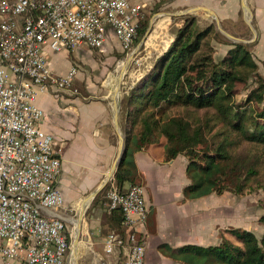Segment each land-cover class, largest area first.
<instances>
[{
	"label": "built area",
	"instance_id": "built-area-1",
	"mask_svg": "<svg viewBox=\"0 0 264 264\" xmlns=\"http://www.w3.org/2000/svg\"><path fill=\"white\" fill-rule=\"evenodd\" d=\"M144 9L133 0H0V260L69 264L65 219L43 214L65 206L57 185L63 156L42 128L47 116L37 99L72 90L78 69L56 75L49 54L82 47L106 53L112 32L128 56ZM107 198L106 211H120L124 233L108 235L105 253L128 249L126 264H146L144 187H112Z\"/></svg>",
	"mask_w": 264,
	"mask_h": 264
},
{
	"label": "trees",
	"instance_id": "trees-1",
	"mask_svg": "<svg viewBox=\"0 0 264 264\" xmlns=\"http://www.w3.org/2000/svg\"><path fill=\"white\" fill-rule=\"evenodd\" d=\"M148 26V18L140 22L134 47ZM216 44L230 49L219 57ZM253 46L230 42L214 25L201 27L195 16L187 18L169 50L123 98L126 136L112 183L117 190L143 185L137 152L163 149L165 163L179 156L187 159L185 200L225 192L240 196L254 189L253 184L264 191L263 163L253 151L247 152V148H264V77ZM237 84H244L248 92L242 105L237 103ZM257 106H262L261 112ZM179 109L185 115H173ZM121 222L122 214L116 210L104 225L122 234ZM219 239L216 246L174 249L163 244L159 251L179 264H264V235L259 240L251 231L231 228L221 229Z\"/></svg>",
	"mask_w": 264,
	"mask_h": 264
},
{
	"label": "rangeland",
	"instance_id": "rangeland-1",
	"mask_svg": "<svg viewBox=\"0 0 264 264\" xmlns=\"http://www.w3.org/2000/svg\"><path fill=\"white\" fill-rule=\"evenodd\" d=\"M133 2L145 5L143 20L148 18L149 26L152 25L149 38L140 52L133 57V60L129 64L127 61L131 53L127 56L122 49L117 50L114 47L110 48L106 53L95 49L92 50L88 47H82L84 49L79 48L80 50L77 49L65 53L68 55V69L65 74L68 73L71 67H77L78 75L72 90L66 92L55 91L53 93L54 95L56 94L60 97L70 99L80 98L87 102H105L113 106L115 95L110 90L116 85L118 78H120L126 66V71L121 81H119L123 101V98L129 93V90L135 87L138 82L150 73L157 60L167 51L175 35L183 28L187 18L191 16H195L201 27L214 25L225 39L234 42L222 33L213 16L207 11L195 10L187 16L177 18L168 16V14L186 12L190 9L206 8L207 4L203 0H133ZM244 2L248 8L246 12L242 8V0H236L232 15L235 18L233 21L229 18L222 19L219 14L213 12L217 15L221 29L225 33L235 39H239L241 42L238 43L254 44L251 51L255 61L259 65V72L264 77V18L260 19L259 17L257 19L255 10L248 5V0H244ZM238 12H240V18ZM246 20H250L255 33L247 24ZM136 47L137 45L135 49ZM215 48L217 56L219 57L226 55L230 49V47L221 44H216ZM74 90H78V93H73ZM235 91L237 103L242 105L245 103L248 95L244 84H237ZM257 109L261 112L262 106H257ZM172 113L173 115H179L181 113L185 115V112L180 109ZM201 115L205 116L204 113H201ZM123 125L120 117V133L125 141L126 132L123 129ZM114 134L113 143L118 150L120 149L121 141L117 131ZM86 140L84 139L85 146L90 148L94 142L92 140L89 145ZM96 147L103 149L104 146L97 145ZM248 150L253 151V155L262 161L261 182H264V148H247V152L251 154ZM109 168L110 166L107 168V171L103 168L104 175L101 178H96L95 182L88 183L87 185L83 184V179L77 180L72 173L68 177L70 184L68 191L65 193V207L61 209L60 217L65 219L69 231L71 244L69 264H90V259L93 255L90 238L93 237L97 225V217L95 216L100 214L99 212H102L103 209L105 211V205L108 201L107 193L111 188V181L91 201L92 204L90 203L91 205L88 206L81 218L80 214L90 195L106 180V174L108 175ZM85 170L83 166L79 176H83ZM184 172L185 170L182 171V177L179 179L184 183H188L184 177ZM253 186L254 189L247 191L244 195L235 196L229 192H225L221 196L212 195L195 202L197 206H193L190 212L194 229L196 224H199L200 229L199 231L197 230L198 238L201 239L199 244L203 246L217 244L219 243V231L221 229L227 230L231 228H242L251 231L259 240L262 239L264 235V222L261 220L264 217V191L260 185L253 184ZM80 219L81 224L77 229V224ZM193 231H196V229ZM195 234L193 233V235ZM94 251L97 253L98 250L94 248Z\"/></svg>",
	"mask_w": 264,
	"mask_h": 264
},
{
	"label": "crops",
	"instance_id": "crops-1",
	"mask_svg": "<svg viewBox=\"0 0 264 264\" xmlns=\"http://www.w3.org/2000/svg\"><path fill=\"white\" fill-rule=\"evenodd\" d=\"M203 1L207 4L206 9L216 12L222 19L229 18L231 21L235 19L232 15L236 0ZM248 3L255 10L256 18L260 17V19H263L264 0H248ZM238 15L240 18V12H238ZM113 47L121 50L118 39L111 32L108 49L110 50ZM67 56L65 53L49 54L50 65L56 75H66L65 73L68 69ZM116 85L110 90L111 93L114 92V95ZM54 92L50 90L48 93L40 94L37 103L47 116L46 121L42 124V128L55 137L56 148L62 151V170L57 185L65 198V193L68 191L70 184V180H68L70 173L77 180L83 179V184L87 185L88 183L95 182L96 178H101L105 173L103 168L107 171V168L110 166L108 175L106 174V179H108L120 149L117 150L113 143L114 132L116 131L114 105L112 106L105 102H87L80 98H63L59 95H54ZM121 113L122 108L119 121ZM84 139H87L86 142L89 145L93 140L94 143L90 148L85 146ZM97 145H103L104 147L103 149H99L96 147ZM135 162L139 174L142 176L143 185L141 186L145 189V200L149 210L147 222L141 228V235L147 243L146 264H179L165 257L159 251V247L163 244L169 245L174 249L185 245L203 246L199 244L201 240L198 238L197 232L200 229L199 224H196V231H193L195 229L190 212L193 206H197L195 202L198 200H185L183 195L184 188L189 184L186 177L187 159L179 156L175 160L165 163L163 149H154L137 152L135 154ZM83 166L86 170L83 176H79ZM184 170V177L188 183H184L179 179L182 177V171ZM114 178L115 176L110 180L111 188H115L112 184ZM130 186L128 185L126 190ZM60 211L61 209L54 212L43 211V214L47 217H60ZM99 213L95 216L97 217L95 233L90 238L93 252L90 264H126L128 249H125L122 254L114 256L107 255L104 250L105 240L112 233L111 227L104 225V218H107V216L114 212L108 213L105 205V211L103 209ZM193 233L196 234L193 235ZM218 244L215 243L210 246ZM94 248L98 250L97 253L94 251ZM0 264L27 263L22 255L14 261L0 260Z\"/></svg>",
	"mask_w": 264,
	"mask_h": 264
},
{
	"label": "water",
	"instance_id": "water-1",
	"mask_svg": "<svg viewBox=\"0 0 264 264\" xmlns=\"http://www.w3.org/2000/svg\"><path fill=\"white\" fill-rule=\"evenodd\" d=\"M242 5H243V9L244 11L246 12L247 11V5L245 4V2L243 1L242 2ZM195 10H203V11H207L209 12L213 18L215 19L217 25H218V28L222 31V33H224L227 37H229L230 39H232L234 42L236 41L237 43L238 42H241L239 39H235L234 37L228 35L227 33H225L222 29H221V24H220V21L219 19L217 18V15H215V13H213L212 11L206 9V8H195V9H190L186 12H180V13H176V14H168V16L170 17H174V18H177V17H184V16H187L189 14L192 13V11H195ZM247 21V24L251 27L252 31L255 33L254 29L252 28L251 26V22L250 20H246ZM151 30H152V25L149 26L147 32L145 33V35L143 36V38L141 39V41L139 42V44L137 45L136 49H134V51L132 52L131 56L129 57L127 63L129 64L132 60H133V57L138 54L140 52V50L143 48V46L146 44L148 38H149V35L151 33ZM174 42V39L171 41V44ZM244 43H249V42H244ZM170 44V46H171ZM170 46L168 47L167 51L169 50ZM165 51V52H167ZM121 86V85H120ZM121 108H122V95H121V88H120V92L118 94V96L116 98H114V123H115V128H116V131L117 133L119 134V138H120V141H121V145H120V150H119V155L117 157V160L113 166V169L111 171V174L109 175L108 179H106V181L94 192L90 195V197L92 198V200L103 190V188L107 185V183L115 176V173L117 172L118 170V167L123 159V153H124V139L120 133V126H119V116H120V111H121ZM77 243V242H76Z\"/></svg>",
	"mask_w": 264,
	"mask_h": 264
},
{
	"label": "bare ground",
	"instance_id": "bare-ground-1",
	"mask_svg": "<svg viewBox=\"0 0 264 264\" xmlns=\"http://www.w3.org/2000/svg\"><path fill=\"white\" fill-rule=\"evenodd\" d=\"M125 71H126V66H125V68H124V70H123V72H122L120 78H118V82H117V85H116V87H115V98L118 96V94H119V92H120V82H119V81H121V78H122L123 74L125 73ZM87 200H88V201H87V203L85 204L84 209L82 210V212H81V214H80V218L84 215L85 210L88 208V206L92 204V203H91V201H92V198H91V197H89ZM90 203H91V204H90ZM80 224H81V219L78 221L77 229L80 227Z\"/></svg>",
	"mask_w": 264,
	"mask_h": 264
}]
</instances>
